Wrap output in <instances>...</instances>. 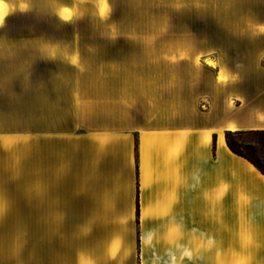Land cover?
<instances>
[{"label":"crops","instance_id":"0c3cea01","mask_svg":"<svg viewBox=\"0 0 264 264\" xmlns=\"http://www.w3.org/2000/svg\"><path fill=\"white\" fill-rule=\"evenodd\" d=\"M200 1L0 39V264H264V175L225 140L264 130V0Z\"/></svg>","mask_w":264,"mask_h":264},{"label":"rangeland","instance_id":"374dc122","mask_svg":"<svg viewBox=\"0 0 264 264\" xmlns=\"http://www.w3.org/2000/svg\"><path fill=\"white\" fill-rule=\"evenodd\" d=\"M14 3L17 5L27 3L28 8L25 11L19 10V12L15 10L9 16L8 23L11 24V30H0V39L31 38L35 35H43L45 38L50 39L69 38L71 34L69 30H52L53 24L65 23L53 15L57 11L62 12L63 8L71 9L73 19L70 23L117 22L119 19L118 13H121V11L127 13L141 8V10L148 12L152 8L158 14L157 22L159 24L167 22L180 24L183 19V11L188 13V11L201 5L200 0H14ZM110 7L111 14L108 19L105 18L106 20L103 21V17L108 13ZM74 10L80 13L75 19L73 17ZM122 19H124L121 21L123 23L133 22V20L128 21L125 17H122ZM148 20L146 18L141 19V22H148ZM199 56H201V53H199ZM244 138L245 140H252L251 137L245 136ZM247 152L253 155L255 159L264 162L263 147L253 145ZM16 196L20 198L21 193L0 192V199L16 198ZM9 243V246L15 248L26 246L27 243H35L36 246V238L29 237L28 239L21 234L12 235Z\"/></svg>","mask_w":264,"mask_h":264},{"label":"trees","instance_id":"16d2710c","mask_svg":"<svg viewBox=\"0 0 264 264\" xmlns=\"http://www.w3.org/2000/svg\"><path fill=\"white\" fill-rule=\"evenodd\" d=\"M245 136L251 137L252 140H245ZM225 140L233 153L247 159L264 175V162L255 159L253 155L247 152L253 145L264 148V130L227 131Z\"/></svg>","mask_w":264,"mask_h":264},{"label":"clouds","instance_id":"9594fccd","mask_svg":"<svg viewBox=\"0 0 264 264\" xmlns=\"http://www.w3.org/2000/svg\"><path fill=\"white\" fill-rule=\"evenodd\" d=\"M20 11H25L28 6L27 3H20L18 5ZM14 6L8 2V0H0V26L3 25L5 18L13 11ZM58 19H60L62 22L70 23L72 22V17L66 18V16L61 15L59 11L54 13ZM111 14V7L109 8V11L107 13V19ZM249 29L251 31L252 36H261L264 35V22H250L249 23ZM109 37L111 39H116L117 35L110 34ZM236 76V80L239 79L238 74H234Z\"/></svg>","mask_w":264,"mask_h":264},{"label":"snow or ice","instance_id":"6c2138e0","mask_svg":"<svg viewBox=\"0 0 264 264\" xmlns=\"http://www.w3.org/2000/svg\"><path fill=\"white\" fill-rule=\"evenodd\" d=\"M62 12L65 13V14H67V15H66V18L71 17V14H72V13H71V9L63 8V9H62ZM73 63H75V58L73 59ZM221 79H225V77L222 75V76H221Z\"/></svg>","mask_w":264,"mask_h":264},{"label":"bare ground","instance_id":"6f19581e","mask_svg":"<svg viewBox=\"0 0 264 264\" xmlns=\"http://www.w3.org/2000/svg\"><path fill=\"white\" fill-rule=\"evenodd\" d=\"M208 64L213 65L214 63L212 61H208ZM231 129H233L232 126H231Z\"/></svg>","mask_w":264,"mask_h":264}]
</instances>
